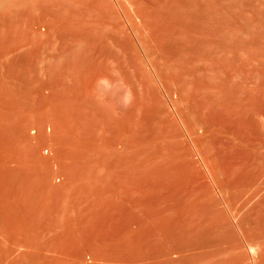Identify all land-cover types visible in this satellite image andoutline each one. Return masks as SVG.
<instances>
[{
	"label": "rangeland",
	"instance_id": "1",
	"mask_svg": "<svg viewBox=\"0 0 264 264\" xmlns=\"http://www.w3.org/2000/svg\"><path fill=\"white\" fill-rule=\"evenodd\" d=\"M0 65L55 174L9 180L1 264H264V0H0Z\"/></svg>",
	"mask_w": 264,
	"mask_h": 264
},
{
	"label": "bare ground",
	"instance_id": "2",
	"mask_svg": "<svg viewBox=\"0 0 264 264\" xmlns=\"http://www.w3.org/2000/svg\"><path fill=\"white\" fill-rule=\"evenodd\" d=\"M0 70H1V65H0ZM1 78H3V75H2V77ZM0 80H2V79H0ZM3 82V81H2ZM1 83V82H0ZM3 84V83H2ZM3 86V85H2ZM2 88V87H1ZM3 90H4V87H3ZM2 95V94H1ZM0 95V96H1ZM3 95H5L4 93H3ZM2 95V96H3ZM0 98H2V97H0ZM3 99H0V101H2ZM4 101V100H3ZM0 103H2V102H0ZM4 103H6V102H4ZM4 103H2V105H0V120H2V121H4L3 120V118H1V117H3V115L1 116V108L3 107H6V106H3L4 105ZM2 106V107H1ZM3 110H5V109H3ZM2 110V111H3ZM3 113H4V111H3ZM6 113V112H5ZM4 116H6V114L4 115ZM27 120V119H26ZM1 121V122H2ZM0 122V142L4 139L3 138V136L4 135H2L3 133H1V131H3L2 130V127L3 126H1V123ZM5 122H6V119H5V121L3 122L4 124H5ZM27 121H25V123H26ZM15 123H16V121H15ZM31 123V122H30ZM19 124V123H18ZM17 124V125H18ZM22 124H24V122L22 123ZM25 125V124H24ZM27 125H28V122H27ZM31 125V124H30ZM7 126H9V124L7 125ZM12 127V126H11ZM15 127V129L14 130H16V127H18V126H16V125H13V127L12 128H14ZM25 127V126H24ZM29 127V131H30V126H28ZM27 127V128H28ZM33 127V126H32ZM6 128V127H5ZM8 128V127H7ZM17 129H20V128H17ZM33 129V128H32ZM6 130V129H5ZM12 130V129H11ZM13 130V131H14ZM23 130V129H22ZM27 130V129H26ZM34 130V129H33ZM32 130V131H33ZM21 131V130H20ZM23 132V131H22ZM22 132H19V133H21L22 134ZM27 132V131H26ZM4 133H6V132H4ZM14 132H11V134H13ZM15 133H16V131H15ZM8 134V133H7ZM9 134H10V132H9ZM8 134V135H9ZM10 134V135H11ZM18 134V133H17ZM25 133H23V135H24ZM30 134V133H29ZM6 135V134H5ZM13 135H15V134H13ZM20 135V134H19ZM33 134H31V135H27L28 137L26 138V134H25V139H27L29 142V146L28 147H30L28 150H27V152L29 151V153H26V155H25V157H22L21 156V154H22V151L20 152L21 154H19L18 152H16L15 150H17L18 148H17V146L16 145H14L17 149H15V147H14V149L15 150H9V142H8V145H6V144H4V146L3 147H1V145H0V148H3V149H0V150H2V152H3V156H1L0 155V213H5L6 212V206L7 205H5V200H6V197L8 196V194L9 193H7V192H10L11 190H13V192L15 193H13L14 194V196L15 195H17V197H19V193L21 192V193H23L24 191L26 192V190L24 189V191H23V188H26V187H23L22 188V186H23V184H21L22 186L21 187H18V186H14V183H13V186L12 187H15L16 189L14 190V188L13 189H11L12 187H10V184H8L9 182H11L12 181V178L14 177V179H15V177L17 176V173L19 174V172L21 171L22 172V170H24L25 172H27V174L23 171V173H22V175H18V176H21L22 178H20V177H18V178H20V179H23V183L25 182V181H28L27 183H29V181L30 182H33L32 183V185H34V183H36L35 181L36 180H38V178H40V177H37V176H39V175H37V172L39 171V170H37V171H35V169H37L36 167H35V169H34V163H35V160L40 156V155H38L37 156V158H36V150H35V146H36V143H35V145H34V142H33V138H37V137H34V136H32ZM16 136V135H15ZM18 136V135H17ZM47 136V135H46ZM5 137V136H4ZM9 137V136H8ZM14 137V136H13ZM43 137H45V136H43ZM15 138V137H14ZM22 138V137H21ZM24 138V137H23ZM7 139V138H6ZM18 139V138H17ZM16 139V140H17ZM20 139V138H19ZM18 139V140H19ZM12 140H13V138H12ZM15 140V139H14ZM13 140V141H14ZM16 140H15V142H16ZM36 140V139H35ZM4 141V140H3ZM11 141V140H10ZM12 141V143H14V144H17V143H15V142H13ZM19 141H21V139L19 140ZM24 141V140H23ZM6 142V141H5ZM25 142H26V140H25ZM25 142H23V144L25 143ZM36 142V141H35ZM3 142H1V144H2ZM18 143H20V142H18ZM11 144V143H10ZM22 144V143H21ZM20 144V145H21ZM5 145H6V147L8 146L9 148H8V150H7V148H5ZM26 145H27V143H26ZM22 146V145H21ZM11 147H12V145H11ZM23 147V146H22ZM13 148V147H12ZM19 148H21L20 146H19ZM24 148H26L25 147V145H24ZM37 148V150L39 149L38 147H36ZM23 149V148H22ZM18 151V150H17ZM25 151V150H24ZM2 152H0V153H2ZM38 153V152H37ZM24 158H25V161H26V163L24 164L23 162H24ZM39 158H41V157H39ZM43 159L41 158V160H39V161H42ZM44 162V161H43ZM47 162V161H46ZM37 163V162H36ZM39 164H40V162H38ZM37 163V164H38ZM38 164V165H39ZM41 164H42V162H41ZM43 167V166H42ZM42 167H40L39 166V168H41L42 169ZM51 167V166H50ZM50 167H48V168H50ZM40 169V170H41ZM49 170V169H48ZM51 170V169H50ZM36 172V174H33V172ZM44 171V170H43ZM45 171H47V170H45ZM52 171V173H54V171L53 170H51ZM21 172H20V174H21ZM34 172V173H35ZM39 172H41V171H39ZM38 172V173H39ZM25 173V174H24ZM44 173V172H43ZM41 174L40 176L42 177V178H44V177H46V179L45 180H47V182L46 183H48V182H51L50 180H51V176H54L55 174H53V175H50V174H46V173H44V174H46V175H44V174ZM48 173H50L49 171H48ZM23 174L25 175V176H23ZM33 175L35 176V177H37V179L35 180V179H33L34 177H33ZM42 175H44V177L42 176ZM16 177V178H17ZM67 177H69V176H67ZM16 179V181L17 180H19V179ZM53 178H55V177H53ZM52 178V179H53ZM56 179V178H55ZM58 179V178H57ZM9 180H11V181H9ZM33 180H35V181H33ZM42 180H44V179H42ZM41 180V181H42ZM45 180H44V183H45ZM69 180V179H68ZM14 181V180H13ZM12 181V182H13ZM22 181V180H21ZM39 181V180H38ZM41 181H39V182H41ZM55 181V180H54ZM54 181H53V183H54ZM20 182V181H19ZM38 182V183H39ZM16 183V182H15ZM22 183V182H21ZM42 184H43V182H41ZM45 183V184H46ZM52 183V184H53ZM12 184V183H11ZM18 184V183H17ZM37 184V183H36ZM49 184L50 183H48V186H49ZM9 185V187H10V190L8 191V189H9V187H7ZM27 185V184H26ZM25 185V186H26ZM54 185H56V184H54ZM27 186H29V184L27 185ZM31 186V185H30ZM35 186V185H34ZM44 187V189L45 188H47V185H45V186H43ZM57 187V186H56ZM31 188H33V187H31ZM31 188H29V190H31ZM35 188V187H34ZM58 188V187H57ZM29 190H27V191H29ZM36 190H37V188H36ZM46 190V189H45ZM48 190H49V188H48ZM47 190V191H48ZM53 190V189H52ZM46 191V192H47ZM25 192L23 193V194H25ZM42 192V191H41ZM44 192V191H43ZM45 192V193H46ZM20 193V194H21ZM26 193H28V192H26ZM30 193V192H29ZM32 193L35 195V193L32 191ZM31 193V194H32ZM10 194H12V193H10ZM22 194V195H23ZM21 195V196H22ZM37 195H39V194H37ZM36 195V196H37ZM45 195V194H44ZM10 196H12V195H10ZM10 196H8V197H10ZM31 196V195H30ZM33 196V195H32ZM43 196V195H42ZM41 196V197H42ZM40 197V196H39ZM11 198V197H10ZM23 198H26L24 195H23ZM28 198V197H27ZM34 198V197H33ZM32 198V199H33ZM15 199V198H14ZM13 199V200H14ZM19 199H21V198H19ZM28 199H30V198H28ZM8 200H10V199H8ZM18 200V199H17ZM17 200L15 201L16 202V204H17ZM24 201L26 200V199H23ZM34 200V199H33ZM33 200H30L31 202L33 201ZM39 200H40V198H39ZM38 200V201H39ZM45 200V199H44ZM23 201V202H24ZM28 201L29 200H27V203H28ZM38 201L36 202V204L38 203ZM42 201V200H41ZM40 201V202H41ZM9 202V201H8ZM7 202V203H8ZM19 202H21V201H19ZM26 202V201H25ZM30 203V202H29ZM42 203H43V201H42ZM9 204V203H8ZM10 204H12V203H10ZM14 204V203H13ZM18 204H21V203H18ZM26 204V203H25ZM29 205V204H28ZM37 205H39V203L37 204ZM43 205V204H42ZM41 205V206H42ZM10 206V205H9ZM16 206H18V205H16ZM20 206V205H19ZM22 207H24V206H26V205H21ZM33 206V205H32ZM11 207V206H10ZM12 207H13V205H12ZM29 207V206H28ZM39 207V206H38ZM15 208V207H14ZM13 208V209H14ZM19 209H22V208H17V210H19ZM26 209V208H25ZM28 209V208H27ZM37 209V208H36ZM9 210H11V209H9ZM7 212H9V211H7ZM17 212V211H16ZM16 212H15V214H16ZM10 213V212H9ZM9 213H5V214H7V215H10ZM14 214V213H13ZM19 214H20V212H19ZM17 215H18V213H17ZM16 215V216H17ZM6 216V215H5ZM16 216H14V217H16ZM19 217H20V215H18ZM17 216V217H18ZM0 217H2V215H0ZM4 217V216H3ZM11 217V216H10ZM13 217V218H14ZM8 218V217H7ZM10 219V218H9ZM19 219V218H18ZM0 220H1V218H0ZM3 220V219H2ZM5 220V219H4ZM6 221V220H5ZM4 221V222H5ZM9 221H7V222H5V223H3L2 221H1V223H0V230H1V232H3V231H7V229L8 230H11L10 232H12V234H11V240H13V241H11V243H12V246L9 248L10 249V252L8 253V258H10L11 260L10 261H19L18 259H20V255H22L21 253H20V249L22 248H20V246H21V240H20V242H19V239H20V234H19V229H17V228H19V227H17L15 224H10L11 223V220H10V223H8ZM13 222H15V221H13ZM27 221H26V219H25V223H26ZM22 223V222H21ZM17 224V223H16ZM19 224V223H18ZM22 225V224H21ZM27 225H28V227H29V224L27 223ZM18 226H20V225H18ZM25 226H26V224H25ZM31 226V225H30ZM24 226H22V228H23ZM27 227V226H26ZM32 227V226H31ZM21 228V227H20ZM25 228V227H24ZM33 228V227H32ZM31 228V229H32ZM27 229V228H26ZM31 229H30V231H31ZM36 229V228H35ZM3 230V231H2ZM5 231V232H6ZM29 231V230H28ZM9 232V231H8ZM7 232V233H8ZM21 232H22V229H21ZM20 232V233H21ZM32 232H34L33 230H32ZM36 232V231H35ZM26 233V232H25ZM30 234V233H29ZM33 234V233H32ZM32 234H31V239H32ZM4 235V234H3ZM37 235V234H36ZM5 236V235H4ZM3 236V237H4ZM7 236H8V234H7ZM10 236V235H9ZM22 236H25V235H23V233H22ZM29 236V235H28ZM28 236H27V238H28ZM34 236V235H33ZM1 237H2V235H1ZM3 237H2V239H3ZM30 237V236H29ZM37 237V236H36ZM25 238V237H24ZM2 239H0V240H2ZM7 239H8V237H7ZM30 239V240H31ZM37 239V238H36ZM35 239V240H36ZM4 240V239H3ZM2 240V241H3ZM5 240H6V238H5ZM27 241V240H26ZM25 240H24V243L26 242ZM4 242V241H3ZM2 242V243H3ZM8 243H9V241H7ZM28 243H29V240L27 241ZM35 242H37V241H35ZM4 244V243H3ZM32 244V243H31ZM30 243H29V245H31ZM5 245H7L6 244V242H5ZM11 245V244H10ZM9 245V246H10ZM34 245V244H33ZM1 246V245H0ZM23 246V245H22ZM3 247V246H2ZM7 247V246H6ZM5 247V248H6ZM25 247V249H27L28 250V248H26V246H24ZM32 248V247H31ZM35 248V247H34ZM34 248H32V250L34 249ZM36 249V248H35ZM3 250V249H2ZM23 250V249H22ZM25 251V250H24ZM24 251H23V253H24ZM31 251V250H30ZM0 252H2V251H0ZM27 253V252H26ZM33 253V252H32ZM2 254V253H1ZM5 254V253H4ZM7 254V253H6ZM32 256V255H31ZM30 256V258H33V257H31ZM0 257H1V255H0ZM26 257V256H25ZM24 257V258H25ZM28 257H29V253H28ZM5 258V257H4ZM34 259H35V257H34ZM6 260V259H5ZM21 260V259H20ZM1 261H2V259H1ZM8 261V260H7ZM33 261V260H32ZM6 262V261H5ZM8 263V262H7ZM11 263V262H10ZM14 263V262H13ZM16 263V262H15ZM33 263V262H32ZM1 264V263H0ZM3 264V263H2ZM18 264V263H17ZM21 264V263H20Z\"/></svg>",
	"mask_w": 264,
	"mask_h": 264
}]
</instances>
